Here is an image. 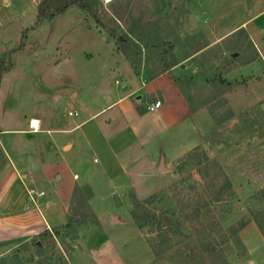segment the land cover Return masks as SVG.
<instances>
[{
    "label": "rangeland",
    "instance_id": "374dc122",
    "mask_svg": "<svg viewBox=\"0 0 264 264\" xmlns=\"http://www.w3.org/2000/svg\"><path fill=\"white\" fill-rule=\"evenodd\" d=\"M39 1L0 0V56L11 64L0 81V140L26 138L18 130L33 134L31 117L51 126L53 117L66 125L81 111L93 114L120 96L130 76L164 75L191 108L206 107L221 121L161 170L163 177L142 168L134 178L139 198L110 193L107 184L94 194L75 184L65 223L42 237L7 242L0 264H246L241 230L252 223L264 238V0H98L100 24L76 8L40 20ZM118 39L129 58L116 50ZM68 110L77 115L69 118ZM204 114L196 117L200 127ZM47 163L57 174L53 183L27 185L45 200L59 173L72 181L59 158ZM13 183L0 176V189ZM149 197L136 213L147 211L162 225L139 228L133 200ZM69 219L73 230L55 231ZM253 241L252 256L264 264V248Z\"/></svg>",
    "mask_w": 264,
    "mask_h": 264
},
{
    "label": "crops",
    "instance_id": "0c3cea01",
    "mask_svg": "<svg viewBox=\"0 0 264 264\" xmlns=\"http://www.w3.org/2000/svg\"><path fill=\"white\" fill-rule=\"evenodd\" d=\"M124 82L126 85L120 96L93 114L83 115L80 110L81 119L71 120L66 125L54 117L51 126L43 125L37 118L38 130L31 128V119H35L31 117L28 128L33 134L18 130L26 138L0 140V176L10 178V183L19 186L8 187L11 192L0 189V257L7 242L63 225L75 184L87 185L92 194L96 192L97 184H107L110 193L122 190L138 197L134 191V178L142 176V168H149L163 177L161 170L167 172L176 159L205 140L217 127L206 107L192 109L177 85L164 75L145 81L130 76ZM59 98L58 94L54 96L56 101ZM143 98L147 99L140 105ZM155 101L160 102L159 108L147 111L146 105ZM114 108L117 109L109 115ZM201 113H205L207 119L202 120V127L196 121V117L203 118ZM76 115V111L67 112L69 118ZM51 158H59L61 167L69 168L72 181L70 184L63 182L62 174L57 172L53 197L43 199L45 193L42 191L43 196L35 197L33 203L28 197L27 185L33 183L36 186L47 180L53 183L51 176L57 174L48 169L51 166L47 161ZM90 159L92 169L84 171L83 163ZM72 165L78 169L74 170ZM61 181L64 187L60 186ZM63 194L66 198L69 196L68 202L62 199ZM109 219L114 221V216L110 215ZM115 221L121 223L118 217ZM241 231L246 249L245 263L256 264L252 256L254 248L248 242L253 243L256 239L264 248V238L252 223Z\"/></svg>",
    "mask_w": 264,
    "mask_h": 264
},
{
    "label": "trees",
    "instance_id": "16d2710c",
    "mask_svg": "<svg viewBox=\"0 0 264 264\" xmlns=\"http://www.w3.org/2000/svg\"><path fill=\"white\" fill-rule=\"evenodd\" d=\"M76 8L79 10L82 14L90 17L93 19L96 23L100 24V19L98 17V9H99V2L98 0H40L37 5V16L40 20H47V21H53L56 17L65 14L69 9ZM117 47L116 50L120 53H122L126 58L130 57V51L126 45H124L120 39L116 42ZM11 69V64H7L6 60L3 56H0V81L2 74L5 72H8ZM229 82H226L225 80H220L221 85H226ZM193 109V108H192ZM231 114L228 115L230 117ZM221 121V120H219ZM219 121H216V123L220 124ZM177 170L178 167H176ZM262 193H264V189L262 190ZM150 197L146 198L142 201L137 200L134 198L133 200V209L131 211V216L137 226L139 228L147 225L148 223H153L154 220L155 223L159 227H161L162 222L161 219H156L155 216L149 215V213L143 212L140 216L136 213L137 210H140L144 205L150 202ZM73 222L69 219L67 223L62 226L59 229H55V231H67V230H73ZM49 230H44L43 232L37 234L35 238L42 237L44 235L49 234Z\"/></svg>",
    "mask_w": 264,
    "mask_h": 264
},
{
    "label": "built area",
    "instance_id": "2783aa9c",
    "mask_svg": "<svg viewBox=\"0 0 264 264\" xmlns=\"http://www.w3.org/2000/svg\"><path fill=\"white\" fill-rule=\"evenodd\" d=\"M159 106H160V102L159 101H155V102H152V103L147 104L146 107H145V109L147 111H153V110L159 108ZM69 114H72V113L69 112ZM34 195H36V196H43V192L42 191H39L38 193H36L35 191H32V192L31 191H28L29 199L33 203H35V201H34L35 196Z\"/></svg>",
    "mask_w": 264,
    "mask_h": 264
},
{
    "label": "bare ground",
    "instance_id": "6f19581e",
    "mask_svg": "<svg viewBox=\"0 0 264 264\" xmlns=\"http://www.w3.org/2000/svg\"><path fill=\"white\" fill-rule=\"evenodd\" d=\"M109 1V0H108ZM31 128H35V130H38L39 123L36 119H31Z\"/></svg>",
    "mask_w": 264,
    "mask_h": 264
},
{
    "label": "water",
    "instance_id": "95a60500",
    "mask_svg": "<svg viewBox=\"0 0 264 264\" xmlns=\"http://www.w3.org/2000/svg\"><path fill=\"white\" fill-rule=\"evenodd\" d=\"M137 99H139V98H137Z\"/></svg>",
    "mask_w": 264,
    "mask_h": 264
}]
</instances>
